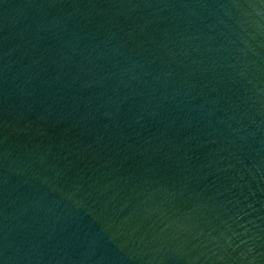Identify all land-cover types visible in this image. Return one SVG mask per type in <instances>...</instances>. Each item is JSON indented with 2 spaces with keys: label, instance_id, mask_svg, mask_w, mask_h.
Wrapping results in <instances>:
<instances>
[{
  "label": "water",
  "instance_id": "95a60500",
  "mask_svg": "<svg viewBox=\"0 0 264 264\" xmlns=\"http://www.w3.org/2000/svg\"><path fill=\"white\" fill-rule=\"evenodd\" d=\"M0 264H264V0H0Z\"/></svg>",
  "mask_w": 264,
  "mask_h": 264
}]
</instances>
